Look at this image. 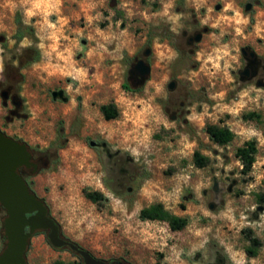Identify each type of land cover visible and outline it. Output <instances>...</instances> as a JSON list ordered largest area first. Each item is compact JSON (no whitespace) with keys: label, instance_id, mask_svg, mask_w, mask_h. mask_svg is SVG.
<instances>
[{"label":"rangeland","instance_id":"obj_1","mask_svg":"<svg viewBox=\"0 0 264 264\" xmlns=\"http://www.w3.org/2000/svg\"><path fill=\"white\" fill-rule=\"evenodd\" d=\"M19 8L28 36L16 52L32 62L21 135L42 158L28 181L63 236L110 264H264V86L239 74L250 63L243 46L257 53L253 68L264 65V0H23ZM205 27L201 41L186 39ZM137 58L152 66L144 84L130 79ZM109 102L116 119L101 112ZM253 111L261 117H245ZM209 124L229 126L234 139L216 143ZM249 139L258 152L244 174L236 150ZM196 150L210 157L205 167ZM85 189L106 198L93 202ZM159 201L189 224L175 231L142 220L140 210ZM249 229L262 240L254 257ZM57 260L82 258L37 231L26 264Z\"/></svg>","mask_w":264,"mask_h":264},{"label":"water","instance_id":"obj_2","mask_svg":"<svg viewBox=\"0 0 264 264\" xmlns=\"http://www.w3.org/2000/svg\"><path fill=\"white\" fill-rule=\"evenodd\" d=\"M220 8L221 5H218L217 9ZM251 8L252 3H247L246 11ZM207 31L208 27H205L203 31L190 36L189 42L201 41L203 34ZM242 51L245 53L246 47ZM150 53L151 49L147 48L144 51V56L148 57ZM251 56H257V53L253 51ZM247 59L250 63L243 69L242 74L248 76L247 78H252L256 72L250 76V70L256 60ZM151 72V64L145 58H137L130 69V79L137 77L138 84H144ZM257 85L264 86V82L258 81ZM175 86L176 82L170 81L169 89L173 90ZM52 94L54 98L59 97L65 101L68 99L63 90H54ZM32 158L33 154L26 143L0 137V204L6 210V216L2 223L5 246L0 252V264H26L31 238L37 231L47 232L53 246L70 248L82 258L85 264H110L108 261L96 257L77 242L62 236L61 226L51 216L46 201L30 188L27 180L19 172V168L23 166L33 168V172L38 171V164ZM210 208L214 209L215 205L211 203Z\"/></svg>","mask_w":264,"mask_h":264},{"label":"flooded vegetation","instance_id":"obj_3","mask_svg":"<svg viewBox=\"0 0 264 264\" xmlns=\"http://www.w3.org/2000/svg\"><path fill=\"white\" fill-rule=\"evenodd\" d=\"M22 1L23 0H0V26H4L2 30H0V50L2 52L6 50L11 51L8 58L5 59L4 55L1 54L0 59V137L9 138L19 143H26L21 135V121L22 118L28 119L29 116L26 111L27 100L23 97L25 91L22 89V81L24 78H27L23 70L25 69L26 72L32 62L31 58L29 59L27 57L23 60L21 55L16 52L21 49L22 41L27 38L28 34L26 33L23 37L21 35L22 12L20 8L19 12L13 10V5H18ZM111 2L113 3L114 0H111ZM25 28L33 30L32 26L26 25ZM196 33L197 32H195V34ZM185 36L189 41L190 36L187 32H185ZM244 47H246L245 53L242 51ZM241 52L244 58L257 59V56H251L253 50L249 46H243ZM245 67L246 65L244 68ZM244 68L239 70V74L247 78L248 76L242 74ZM253 72H256V75L253 77L256 79V82H264L262 79L264 78V65L261 68H252L250 70V76H252ZM132 80L136 82L137 77H133ZM31 152L33 154V161L38 164V169H40L42 158L38 157L32 150ZM32 171L33 168H28L26 166L19 168V172L27 180L29 186L30 182L28 181V175ZM39 197L41 196L39 195ZM5 216L6 210L4 206L0 204V233L2 234L3 241H5V237L2 223Z\"/></svg>","mask_w":264,"mask_h":264},{"label":"trees","instance_id":"obj_4","mask_svg":"<svg viewBox=\"0 0 264 264\" xmlns=\"http://www.w3.org/2000/svg\"><path fill=\"white\" fill-rule=\"evenodd\" d=\"M101 112L105 119H116L120 115V110L114 102L102 104ZM246 118H257L261 115L255 111L249 112L245 115ZM211 139L220 145H226L230 143L234 137V131L226 125L209 124L206 127ZM258 152V143L256 139H249L245 143L239 146L236 150V156L241 161L243 168L242 172L248 174L256 161V154ZM210 162V157L202 154L200 150L194 152V163L199 167H205ZM84 193L87 198L93 202L99 203L106 198L105 194L101 191L85 189ZM142 220H159L165 221L169 224L172 230H182L189 224V218L187 216H181L171 212L166 208L163 202H154L148 206L143 207L139 214ZM248 239L251 244L246 247V252L249 256L254 257L258 255L259 248L262 245V240L254 235L253 230H248ZM55 264H66L63 260H57ZM75 264H85L83 260L76 262ZM157 264H161L159 261Z\"/></svg>","mask_w":264,"mask_h":264}]
</instances>
